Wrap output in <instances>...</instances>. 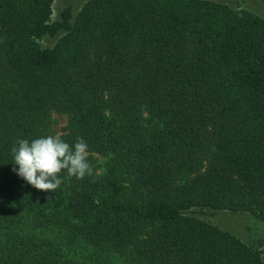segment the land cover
<instances>
[{
  "label": "trees",
  "instance_id": "trees-1",
  "mask_svg": "<svg viewBox=\"0 0 264 264\" xmlns=\"http://www.w3.org/2000/svg\"><path fill=\"white\" fill-rule=\"evenodd\" d=\"M54 2L0 0V264H264L192 215L264 224V20L210 0H86L53 19ZM52 113L93 169L55 193L11 151L51 135Z\"/></svg>",
  "mask_w": 264,
  "mask_h": 264
},
{
  "label": "clouds",
  "instance_id": "clouds-1",
  "mask_svg": "<svg viewBox=\"0 0 264 264\" xmlns=\"http://www.w3.org/2000/svg\"><path fill=\"white\" fill-rule=\"evenodd\" d=\"M13 169L35 189L55 193L61 186L60 174L66 171L69 177L84 179L92 174L89 163L88 145L82 138H77L74 145L65 142L60 136H46L29 141L19 139L11 149Z\"/></svg>",
  "mask_w": 264,
  "mask_h": 264
},
{
  "label": "rangeland",
  "instance_id": "rangeland-1",
  "mask_svg": "<svg viewBox=\"0 0 264 264\" xmlns=\"http://www.w3.org/2000/svg\"><path fill=\"white\" fill-rule=\"evenodd\" d=\"M225 4L231 9L245 10L264 20V5L259 0H210ZM86 0H55L52 18L57 16L58 8L65 4H73L80 8ZM51 135L61 136L67 126V118L56 113L51 114ZM98 163L101 165L102 161ZM194 217L210 223L221 230L232 233L243 242L252 245L258 250L264 260V224L252 220L249 216L243 214H212L211 212H194Z\"/></svg>",
  "mask_w": 264,
  "mask_h": 264
}]
</instances>
